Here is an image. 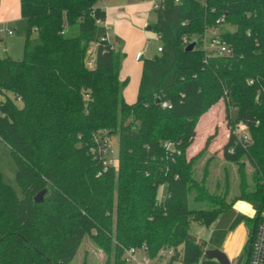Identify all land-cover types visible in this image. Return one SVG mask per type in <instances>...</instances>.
<instances>
[{
    "label": "trees",
    "instance_id": "trees-1",
    "mask_svg": "<svg viewBox=\"0 0 264 264\" xmlns=\"http://www.w3.org/2000/svg\"><path fill=\"white\" fill-rule=\"evenodd\" d=\"M97 1L19 0L27 30L22 57H0V140L21 196L0 172V264H69L85 237L105 252L103 264H136L125 259L129 247L149 258L173 247L170 261L196 264L204 250L191 223L211 225L236 200L257 204L243 215L245 260L264 210V0H160L151 29L161 50L141 58L131 103L120 78L125 53L106 38ZM213 29L226 52L206 51ZM221 98L229 129L222 155L238 165L230 201L227 174L220 193L207 186L208 160L200 179L194 172L214 134L186 155L199 117ZM112 134L117 165L104 169L95 138Z\"/></svg>",
    "mask_w": 264,
    "mask_h": 264
},
{
    "label": "rangeland",
    "instance_id": "rangeland-1",
    "mask_svg": "<svg viewBox=\"0 0 264 264\" xmlns=\"http://www.w3.org/2000/svg\"><path fill=\"white\" fill-rule=\"evenodd\" d=\"M100 2L101 0L97 1V4H100ZM117 2L130 5L121 8L119 11H117L118 9H114L116 11L110 12L106 19L107 35L115 49H119L125 53L122 60L120 78L127 80L123 90V98L126 102L131 103L137 98L142 59L152 58L156 54L159 55L158 47L161 45V41L153 29H147L146 27L156 21L155 5H158L160 0H119ZM1 7L0 16L2 15L1 18L6 24H3L4 26L0 24V28H3L0 31V57L10 56L20 59L24 51L27 20L20 13L19 0H1ZM7 29L11 32H8ZM210 35L211 31L209 30L204 36L205 41H207V52H211L215 48L208 42ZM137 52L143 54L142 59L139 61L135 59ZM225 107L226 103L221 98L220 101L216 102L207 112L201 115L196 124L194 140L186 149V155L189 157L198 152L204 146L206 138L214 134L205 152L196 161L194 172L195 176L200 179L203 175L204 165L208 160L207 186L210 191H218L220 193L224 190L227 174L229 189L226 199L230 201L234 196L238 195L239 177L237 172L238 165L227 162L222 155V146L229 135ZM230 114L232 117L236 115L234 107L230 108ZM244 129V126L239 124L235 130L236 134L240 135L241 132L246 133ZM106 147L107 152L105 157L107 163L116 166L118 159L117 134H112L106 139ZM250 171V165L246 164V173L249 174ZM0 172L3 180L13 188L18 196H21V189L15 177V163L10 155L8 145L1 140ZM164 196L165 185H160L158 198L163 199ZM240 206H242L241 213H243L242 211H251L254 214L257 211V204L252 201L241 200ZM261 214L264 216V210L261 211ZM215 224L216 222L213 225ZM205 230L206 226L193 221L190 225L189 235L205 244L207 240ZM179 250L181 252V248ZM244 257L245 249L243 247L240 254L231 264H242ZM105 259V252L95 246L88 237H85L69 264H103ZM205 260L209 261L211 259Z\"/></svg>",
    "mask_w": 264,
    "mask_h": 264
},
{
    "label": "crops",
    "instance_id": "crops-1",
    "mask_svg": "<svg viewBox=\"0 0 264 264\" xmlns=\"http://www.w3.org/2000/svg\"><path fill=\"white\" fill-rule=\"evenodd\" d=\"M114 1L116 0H101L100 4H98V6L104 8L106 12V18L104 21L105 25H106V19L111 11H113L114 9H118L117 11H119L121 8L130 5V4L124 5L122 3H118L117 1L119 0H117L116 2ZM1 9L2 7H1V0H0V10ZM1 17L2 15L0 16V24L2 25L6 24V22L3 21ZM2 30L3 28H0V31ZM8 32H11V31L8 30ZM106 38L111 42V40L109 39L107 35V32H106ZM142 56L143 54L141 55L139 59H136V55H135V59L139 61L141 60ZM240 201L241 200H236L230 209L220 214L211 225L206 226L205 237L207 240L205 241V244L199 239H195L203 250L209 249V248L221 249L227 255L230 261V264L233 260H235V258H237V256L240 254L243 247H245V244L248 241L247 236L249 237L248 226L245 220L243 219V215L251 216L252 213L251 211H242L243 213H241L242 206H240ZM215 222L216 224L213 225ZM143 255H146V252L143 249H139L138 256L141 257ZM170 257H171V254H168L162 257L148 258L144 264H182L179 259L170 261ZM205 259L207 258L202 256L196 264H220L214 258H212L209 261H206Z\"/></svg>",
    "mask_w": 264,
    "mask_h": 264
},
{
    "label": "built area",
    "instance_id": "built-area-1",
    "mask_svg": "<svg viewBox=\"0 0 264 264\" xmlns=\"http://www.w3.org/2000/svg\"><path fill=\"white\" fill-rule=\"evenodd\" d=\"M159 5V4H158ZM158 5H155V8L158 7ZM222 17L219 18L221 20ZM211 35H210V44L213 45L215 48L219 50V52H226L227 48L224 44H222L219 41L218 35H217V30L213 29L210 30ZM158 37V35H157ZM205 40V39H204ZM207 42V41H206ZM206 43H205V48H206ZM213 49V50H214ZM161 50V47H158V51ZM142 53L137 52L136 53V59H139L141 57ZM169 106L166 102H162V106ZM240 137L242 138L243 142L248 141V136L245 132H241ZM95 141L97 142V148L99 153L101 154L103 160V168L105 169L107 165H110L106 161V152H107V147H106V139L98 140V138H95ZM232 151V150H231ZM261 214V213H260ZM143 249V248H141ZM138 250L137 248L134 247H129L125 250V259L129 262H134L136 264H144L147 259L149 258L147 255H143L141 257L138 256ZM144 250V249H143ZM145 251V250H144ZM174 252L173 247H168V248H163L161 249L158 254L160 257L172 254ZM247 256L245 261V264H264V216L260 217V220L256 222L253 228V233L250 237V242L248 244L247 248Z\"/></svg>",
    "mask_w": 264,
    "mask_h": 264
},
{
    "label": "water",
    "instance_id": "water-1",
    "mask_svg": "<svg viewBox=\"0 0 264 264\" xmlns=\"http://www.w3.org/2000/svg\"><path fill=\"white\" fill-rule=\"evenodd\" d=\"M147 29H151V25L146 27ZM195 41H191L187 44L185 49H190L194 46ZM46 192V189H42L39 192H37L33 198L35 202H41L44 198V194ZM203 257L207 259H216L220 264H230V261L227 257V255L219 248H209L205 249L203 252Z\"/></svg>",
    "mask_w": 264,
    "mask_h": 264
}]
</instances>
